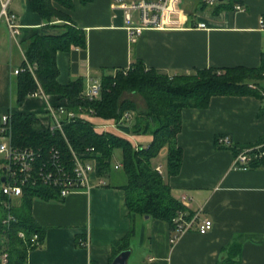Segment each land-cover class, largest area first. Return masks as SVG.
I'll return each mask as SVG.
<instances>
[{
	"label": "crops",
	"instance_id": "obj_1",
	"mask_svg": "<svg viewBox=\"0 0 264 264\" xmlns=\"http://www.w3.org/2000/svg\"><path fill=\"white\" fill-rule=\"evenodd\" d=\"M74 3L69 14L73 24L85 31L87 46L57 53L58 82L63 85L80 78L84 84L90 78L102 79L135 62L170 76L208 68H254L264 54V0H219L215 7L183 0L182 28L146 30L135 43L129 41L122 13L111 9V0ZM237 4L246 10L235 11ZM201 22L205 29L197 27ZM20 23L23 29L17 40L6 27L0 28V122L4 114L24 113L47 123L48 109L66 99L29 95L22 105L16 103L18 75L14 71L27 61L22 43L38 33L44 21L32 11ZM261 86L264 95V82ZM89 121L137 147L152 141L151 135L123 132L112 120L92 117ZM220 135L230 136L235 146L256 145L264 137V100L253 95L215 96L207 108L183 110L177 136L182 164L175 175H168L163 167L162 173L174 196L181 202L189 200L187 213L210 218L214 227L206 234L193 229L172 245L167 222L138 218L128 264L131 258L133 264H264V160L248 170L234 169L232 149L216 144ZM123 180L115 169L108 185L90 194L74 193L63 200L34 198L32 217L45 231V238L29 251L28 264H112L114 244L131 229L125 192L117 187ZM86 235L87 248L78 245Z\"/></svg>",
	"mask_w": 264,
	"mask_h": 264
},
{
	"label": "trees",
	"instance_id": "obj_2",
	"mask_svg": "<svg viewBox=\"0 0 264 264\" xmlns=\"http://www.w3.org/2000/svg\"><path fill=\"white\" fill-rule=\"evenodd\" d=\"M78 1L81 5H87L93 0ZM29 5L43 19L44 25L38 33L22 43L26 60L35 64L36 70L35 75L27 69L18 74L17 105H22L32 93L42 90L46 95L66 99L69 110L79 113L81 108L92 109L94 117L118 123L119 129L125 133L152 136L148 146L136 147L120 135L98 131L91 121L77 118L64 126L65 138L60 132L52 133L46 129L35 114L12 115L15 144L34 147L55 145L66 157L70 155L69 144L77 152L94 147L98 158V175L108 180L115 170V152L121 151L120 172L124 180L116 186L125 192L131 229L124 239L114 244V259L121 251L130 248L131 240L137 234L138 218L149 216L167 222L173 230L178 213L187 212V208L174 196L163 173L156 170V161L165 147L168 149V175L177 174L181 167L183 151L177 145V136L182 129L183 110L207 108L215 96L253 95L264 100L261 91L264 54L261 64L254 68H208L173 76L157 69H147L141 62H135L126 72L118 70L115 74L103 75L100 98L88 101L81 97L83 78L65 85L58 82L57 53L69 51L73 46L81 49L87 46L85 31L73 24L69 14L75 7L74 0H29ZM126 92L140 94L146 102V109H140L132 100L123 98ZM127 112L133 116L131 123L120 124ZM258 144H264V137ZM243 148L233 145L226 149H232L237 155ZM34 198L51 200L57 196L49 188L26 189L20 204L11 209L16 220L6 229L3 219L8 211L3 203L7 198L0 192V256L4 248L1 243L3 237L9 253L6 264H28L29 251L38 248L31 242L34 234L39 235L41 244L44 242L45 231L32 217ZM20 231L26 233L28 241L19 237ZM0 264H3L1 259Z\"/></svg>",
	"mask_w": 264,
	"mask_h": 264
},
{
	"label": "built area",
	"instance_id": "obj_3",
	"mask_svg": "<svg viewBox=\"0 0 264 264\" xmlns=\"http://www.w3.org/2000/svg\"><path fill=\"white\" fill-rule=\"evenodd\" d=\"M205 7H215L219 0H196ZM12 0H0V22L4 21L11 38L17 40L22 33L23 26L18 15L10 10ZM183 0H111L113 12H121L124 18L123 27L128 33L129 41L135 43L146 30L180 29L184 26V11L180 8ZM243 5H235V11L244 12ZM197 27L205 29L206 24L201 22ZM35 75L36 65L25 61V66L14 71L18 75L24 70ZM128 69L124 70L126 72ZM102 80L90 78L81 93V97L88 101L100 98ZM33 96L44 95L42 90L32 93ZM94 111L92 109H80L75 112L68 109L67 102L51 106L48 109L49 121L41 122L50 132H60L65 138L64 126L77 118L90 120ZM132 118L131 113H125L120 124H127ZM119 129V124L113 122ZM113 125V126H114ZM0 136L6 141L0 143V192L6 196L3 203L7 215L3 219L6 229L16 220L11 209L20 204L26 189L49 188L56 193L57 200H63L74 193L90 194L96 187L108 185L105 177L98 175V158L94 147H87L77 152L70 144V155L66 157L62 150L55 146H20L14 142V130L12 114L7 113L1 117ZM217 146L232 148L233 141L228 135H220L216 141ZM137 147V146H136ZM264 159V144L248 146L235 155L233 168L236 170H248L251 165ZM116 170L122 168V163L114 165ZM156 170L162 173V166ZM4 178V181H2ZM182 204L187 208L189 200L183 198ZM214 227L210 218H202L200 213L189 215L180 211L174 219V228L171 233L172 245L187 232L197 229L200 234L210 232ZM19 237L27 240L26 233L19 232ZM5 240V239H4ZM31 242L39 247L41 241L39 235L34 234ZM6 243V240H5ZM90 244L86 235L78 241V245L87 248ZM1 262L6 264L9 259L7 246L3 248L0 256Z\"/></svg>",
	"mask_w": 264,
	"mask_h": 264
},
{
	"label": "rangeland",
	"instance_id": "obj_4",
	"mask_svg": "<svg viewBox=\"0 0 264 264\" xmlns=\"http://www.w3.org/2000/svg\"><path fill=\"white\" fill-rule=\"evenodd\" d=\"M1 1H6V0H1ZM0 8H1V5H0ZM10 10L18 15V17L20 18V22H21V17H23V16H25L27 14L32 13V11L30 10V8L28 6V0H12L11 5H10ZM57 22L58 23H62V24L63 23H67V22H63V21H57ZM5 27L7 29V26L4 23V21H1L0 22V28H5ZM123 98L132 100L137 105V107H139L140 109H146V107H147L144 98L140 94L126 92L124 94ZM95 127L98 130L100 129L99 131H105V130H103V128L98 127V123H95ZM4 141H6V139H3L0 136V143L1 142H4ZM0 158H1V154H0ZM121 160H122V153H121L120 150H117L115 152V156H114V159H113V164H115V163L117 164ZM156 163L160 164L163 167V169L165 171H167V152L166 151H164L162 154H160V156L158 157ZM118 171L120 172V170H118ZM0 177H1V173H0ZM137 227H139V226H137ZM1 243L5 247L6 244H5V240H4L3 237L1 239ZM132 245L134 247H136L137 246V242L135 241L134 243H132ZM136 249H135V252H136ZM145 257H146V260H147L148 259L147 254L145 255ZM133 263H134L133 262V258H131L130 264H133ZM147 264H149V263H147Z\"/></svg>",
	"mask_w": 264,
	"mask_h": 264
},
{
	"label": "water",
	"instance_id": "obj_5",
	"mask_svg": "<svg viewBox=\"0 0 264 264\" xmlns=\"http://www.w3.org/2000/svg\"><path fill=\"white\" fill-rule=\"evenodd\" d=\"M224 1V0H220ZM2 181H4V178H2ZM149 217V216H147ZM131 255V250L127 249L124 251H121L113 260L112 264H128L129 257Z\"/></svg>",
	"mask_w": 264,
	"mask_h": 264
}]
</instances>
